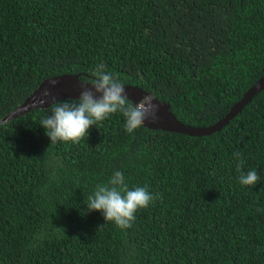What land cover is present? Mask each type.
I'll list each match as a JSON object with an SVG mask.
<instances>
[{"label":"trees","instance_id":"trees-1","mask_svg":"<svg viewBox=\"0 0 264 264\" xmlns=\"http://www.w3.org/2000/svg\"><path fill=\"white\" fill-rule=\"evenodd\" d=\"M101 63L208 126L263 74L264 0H0V119L43 79L91 82ZM50 106L0 124V264H264V89L202 136L129 134L115 113L50 144ZM116 171L159 197L127 229L86 207Z\"/></svg>","mask_w":264,"mask_h":264},{"label":"clouds","instance_id":"clouds-1","mask_svg":"<svg viewBox=\"0 0 264 264\" xmlns=\"http://www.w3.org/2000/svg\"><path fill=\"white\" fill-rule=\"evenodd\" d=\"M104 64L94 69L91 83H81L77 99L54 101L40 125L50 144L71 142L78 144L87 137L89 129L110 115L120 113L124 117V130L131 134L144 125L148 119H156L158 104L150 94L143 95L138 102L130 101L124 85L114 75L105 70ZM49 95V93H45ZM45 103V101H41ZM239 160L240 154L235 153ZM243 161L237 165L240 170ZM260 177L255 169L247 173L241 171L239 182L244 186H254ZM158 196H153L146 186L129 189L123 173L116 171L107 183L97 184L88 197V211H99L106 223L112 222L120 229L131 228L139 209L149 206Z\"/></svg>","mask_w":264,"mask_h":264},{"label":"water","instance_id":"water-1","mask_svg":"<svg viewBox=\"0 0 264 264\" xmlns=\"http://www.w3.org/2000/svg\"><path fill=\"white\" fill-rule=\"evenodd\" d=\"M81 83H91L83 81L78 74H61L43 79L34 91L17 107L0 119V124L28 112L34 108H46L54 101L62 99H77L81 91ZM124 90L130 101L138 102L145 94H150L158 104L156 119H148L144 126L150 129H161L163 131L179 132L190 136L209 135L219 131L260 91L264 89V67L262 76L249 87L242 98L237 101L229 111L213 124L208 126H191L180 122L172 113L168 103L155 97L152 92L145 91L137 85L123 84ZM49 95H45V93ZM45 101V103H41Z\"/></svg>","mask_w":264,"mask_h":264}]
</instances>
